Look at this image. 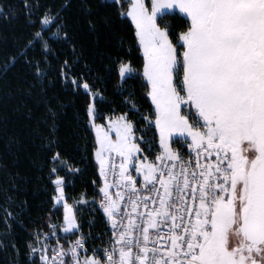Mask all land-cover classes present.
I'll use <instances>...</instances> for the list:
<instances>
[{
	"label": "snow or ice",
	"instance_id": "6c2138e0",
	"mask_svg": "<svg viewBox=\"0 0 264 264\" xmlns=\"http://www.w3.org/2000/svg\"><path fill=\"white\" fill-rule=\"evenodd\" d=\"M120 7L142 49V86L154 105V118L145 119L159 129L160 151L149 157L141 143L152 151L151 142L136 135L127 113L98 123L93 93L100 203L113 235L102 255H89L83 236L67 247L57 237L52 248L45 234L43 264H264V0H127ZM177 8L186 21L178 33L163 23L166 10ZM58 22L49 9L34 34L45 51L44 30ZM117 72L123 85L137 70L123 61ZM83 88L92 93L87 81ZM174 134L184 137L187 155L173 147ZM61 160L57 151L53 163ZM54 183L63 231L72 234L80 227L76 210L63 178Z\"/></svg>",
	"mask_w": 264,
	"mask_h": 264
},
{
	"label": "trees",
	"instance_id": "16d2710c",
	"mask_svg": "<svg viewBox=\"0 0 264 264\" xmlns=\"http://www.w3.org/2000/svg\"><path fill=\"white\" fill-rule=\"evenodd\" d=\"M121 3L127 0H0V264L42 263L40 241L45 234L51 241L64 223V207L55 202L57 178H63L67 201L76 210L80 231L89 234V245L107 238L96 202H80L83 197L98 201L103 187L89 115L93 93L98 122L127 113L136 134L151 137L153 155L160 151L156 127L145 119L154 118V108L142 86V49ZM49 9L59 14V22L44 30L51 49L45 51L34 34ZM178 13L169 11L163 21L176 33L186 24ZM123 61H131L137 73L122 85L117 69ZM85 81L92 93L83 88ZM57 151L62 160L54 164Z\"/></svg>",
	"mask_w": 264,
	"mask_h": 264
},
{
	"label": "built area",
	"instance_id": "2783aa9c",
	"mask_svg": "<svg viewBox=\"0 0 264 264\" xmlns=\"http://www.w3.org/2000/svg\"><path fill=\"white\" fill-rule=\"evenodd\" d=\"M183 145H179V146H175L176 148H178L181 152H183L185 155H187V152L189 151L188 149L185 148V142H182ZM180 143V144H182ZM159 153V152H158ZM157 153V154H158ZM118 163V160L114 159L112 161V164L113 166ZM106 170H107V166H106ZM113 178L110 176L109 177V180L111 181ZM118 179V177H117ZM102 181H103V177H102ZM84 199H86L87 201H90V202H96V205L97 207L99 208V210L103 213L104 217H105V220H106V228H107V238L104 240V242H99L98 244H91L89 245V234H85L83 232H81L80 230H76V232H78L79 234L76 236V237H72V238H66L64 239L62 233H59V234H55L53 235L52 237V240L51 241H48V244L50 245V247L52 248H55L56 247V244H57V237H59V242L64 244L65 247L68 246V242L71 240V241H75V240H78L81 238V236H83L84 238V245L83 247L87 249L88 251V254L91 255L93 252H98V254L102 255V253H99V250L103 249V248H107L109 245H108V242L110 240V238L112 237L113 233L111 232L110 230V222L108 220V218L106 217V214L104 213L102 207H101V198H102V194H101V197L98 201L94 200V199H87L86 197H83ZM141 203V207H143V201L140 202ZM87 204V203H86ZM73 234V233H72ZM45 244V243H44ZM44 247V246H43ZM48 255H52L51 252H48L47 253ZM55 255L58 257L60 255L59 252L55 253ZM43 264V261L42 263Z\"/></svg>",
	"mask_w": 264,
	"mask_h": 264
},
{
	"label": "rangeland",
	"instance_id": "374dc122",
	"mask_svg": "<svg viewBox=\"0 0 264 264\" xmlns=\"http://www.w3.org/2000/svg\"><path fill=\"white\" fill-rule=\"evenodd\" d=\"M175 10L179 11L178 8L175 9ZM167 11L169 12V10H167ZM172 11H174V10H172ZM130 18H131V17H130ZM150 99H151V98H150ZM153 108H154V105H153ZM116 117H117V116L113 117L112 119L115 120ZM97 122H98V121H97ZM98 123H100V122H98ZM107 125H108V119H107V121H106L105 126H107ZM148 125L150 126V124H148ZM146 129H147V128H146ZM146 129H144V131H145ZM156 131H157L158 138H159V129L156 128ZM136 135H137V136H141V133H140V134L137 133ZM144 139L147 140V141H150V142L152 141V140H151V137H149V136H148L147 138L144 137ZM189 140H190V138H189ZM174 141H180L181 143H182V142H185L183 136H178V135H175V134H174ZM137 142L140 143L139 140H138ZM97 143H98V142H97ZM141 144H142V143H141ZM151 145H152V143H151ZM180 145H183V143L180 144ZM177 146H178V145H177ZM141 147L144 148L142 145H141ZM152 147H153V145H152ZM173 147H175L174 144H173ZM147 149H148V148H147ZM147 149H145V151L148 152L149 157L152 158V159H154V158H155V156L153 155V154L155 153V149H154V147H153V150H152V151H149V149H148V151H147ZM57 195H58V191H57ZM65 196H66V195H65ZM85 200H86V199L82 198V200H81L80 202H81L82 204H86V203L84 202ZM89 202H90V201H87V203H89ZM68 203H69V202H68ZM69 204H70V203H69ZM60 205H63V204H60ZM70 205H72V204H70ZM73 208H74V206H73ZM64 211H65V208H64ZM77 222H78V221H77ZM78 223H79V222H78ZM64 226H65V220H64L63 227H62V230H61V233H62V234H65L64 231H63ZM77 230H80V227H79V229H77ZM74 232H76V230H75ZM44 243H45V241H44V240H41L40 243H39V245H38V250L40 251V253H41V250L44 248V247H43V244H44Z\"/></svg>",
	"mask_w": 264,
	"mask_h": 264
},
{
	"label": "crops",
	"instance_id": "0c3cea01",
	"mask_svg": "<svg viewBox=\"0 0 264 264\" xmlns=\"http://www.w3.org/2000/svg\"><path fill=\"white\" fill-rule=\"evenodd\" d=\"M175 10V9H174ZM167 11V10H166ZM169 11H172V10H169Z\"/></svg>",
	"mask_w": 264,
	"mask_h": 264
}]
</instances>
